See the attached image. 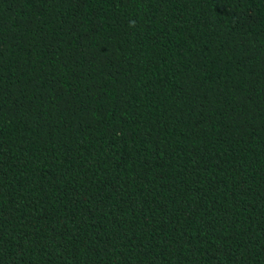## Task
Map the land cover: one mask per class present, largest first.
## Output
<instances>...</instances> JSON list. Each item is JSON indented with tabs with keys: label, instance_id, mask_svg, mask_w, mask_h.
<instances>
[{
	"label": "trees",
	"instance_id": "obj_1",
	"mask_svg": "<svg viewBox=\"0 0 264 264\" xmlns=\"http://www.w3.org/2000/svg\"><path fill=\"white\" fill-rule=\"evenodd\" d=\"M0 264H264V0H0Z\"/></svg>",
	"mask_w": 264,
	"mask_h": 264
}]
</instances>
